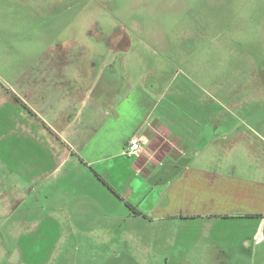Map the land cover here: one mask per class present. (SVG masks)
I'll list each match as a JSON object with an SVG mask.
<instances>
[{
    "label": "crops",
    "instance_id": "1",
    "mask_svg": "<svg viewBox=\"0 0 264 264\" xmlns=\"http://www.w3.org/2000/svg\"><path fill=\"white\" fill-rule=\"evenodd\" d=\"M157 62L52 58L2 86L0 221L20 230L7 263L70 264L79 244L99 264H264V147Z\"/></svg>",
    "mask_w": 264,
    "mask_h": 264
},
{
    "label": "rangeland",
    "instance_id": "2",
    "mask_svg": "<svg viewBox=\"0 0 264 264\" xmlns=\"http://www.w3.org/2000/svg\"><path fill=\"white\" fill-rule=\"evenodd\" d=\"M64 57L156 58L250 132V151L264 147V0H0V89L18 88L20 72H35L37 62ZM18 222L0 221V264L19 244ZM80 247L70 264L101 262Z\"/></svg>",
    "mask_w": 264,
    "mask_h": 264
},
{
    "label": "built area",
    "instance_id": "3",
    "mask_svg": "<svg viewBox=\"0 0 264 264\" xmlns=\"http://www.w3.org/2000/svg\"><path fill=\"white\" fill-rule=\"evenodd\" d=\"M145 140L147 141L142 135L132 137L125 148V154L129 157H140L147 145ZM134 148L135 151H133Z\"/></svg>",
    "mask_w": 264,
    "mask_h": 264
},
{
    "label": "clouds",
    "instance_id": "4",
    "mask_svg": "<svg viewBox=\"0 0 264 264\" xmlns=\"http://www.w3.org/2000/svg\"><path fill=\"white\" fill-rule=\"evenodd\" d=\"M145 143H147V141L145 140ZM136 149L134 148L133 151H135Z\"/></svg>",
    "mask_w": 264,
    "mask_h": 264
}]
</instances>
